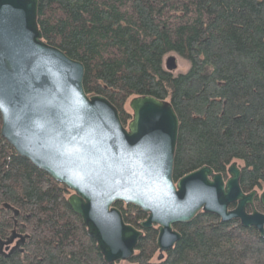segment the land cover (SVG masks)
I'll return each instance as SVG.
<instances>
[{"label": "trees", "instance_id": "16d2710c", "mask_svg": "<svg viewBox=\"0 0 264 264\" xmlns=\"http://www.w3.org/2000/svg\"><path fill=\"white\" fill-rule=\"evenodd\" d=\"M38 26L46 44L83 65L85 93L107 99L124 127L134 98L172 104L176 183L203 167L226 181L237 163L245 194L264 189V0H39ZM170 54L188 72H166ZM70 195L0 134V264H107ZM255 206L262 212L258 198ZM116 207L141 229L146 214ZM174 229L181 239L163 261L154 227L128 264H264V238L237 221L200 213Z\"/></svg>", "mask_w": 264, "mask_h": 264}, {"label": "water", "instance_id": "95a60500", "mask_svg": "<svg viewBox=\"0 0 264 264\" xmlns=\"http://www.w3.org/2000/svg\"><path fill=\"white\" fill-rule=\"evenodd\" d=\"M38 8L39 0H0V134L18 156L71 192L68 205L105 262L129 263L144 231L154 227L163 261L181 239L174 227L200 213L237 221L264 238V190L245 194L237 163L226 181L203 167L176 183L179 119L172 104L134 98L124 127L107 99L85 93L83 65L43 41ZM177 69L171 55L166 71ZM117 204L147 215L140 230L125 223Z\"/></svg>", "mask_w": 264, "mask_h": 264}, {"label": "rangeland", "instance_id": "374dc122", "mask_svg": "<svg viewBox=\"0 0 264 264\" xmlns=\"http://www.w3.org/2000/svg\"><path fill=\"white\" fill-rule=\"evenodd\" d=\"M171 55H173V56L176 57V59H177V66H178L177 71H176L173 75H174V76H178V75H180V74H185L186 72H188V70H189V64H188L186 61H184L183 59L179 58V57H178L177 55H175V54H170V55H168V56L164 59V65H165L167 59H168ZM164 69L166 70V67H165V66H164ZM128 110L131 111L130 108H129V105H128ZM121 264H128V263H121Z\"/></svg>", "mask_w": 264, "mask_h": 264}, {"label": "flooded vegetation", "instance_id": "af4514ba", "mask_svg": "<svg viewBox=\"0 0 264 264\" xmlns=\"http://www.w3.org/2000/svg\"><path fill=\"white\" fill-rule=\"evenodd\" d=\"M18 241H19L18 239H15V241H14V242H15V243H17Z\"/></svg>", "mask_w": 264, "mask_h": 264}, {"label": "bare ground", "instance_id": "6f19581e", "mask_svg": "<svg viewBox=\"0 0 264 264\" xmlns=\"http://www.w3.org/2000/svg\"><path fill=\"white\" fill-rule=\"evenodd\" d=\"M165 67H166V63H165V65H164ZM167 72V71H166ZM169 73V72H168Z\"/></svg>", "mask_w": 264, "mask_h": 264}]
</instances>
